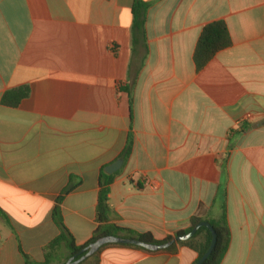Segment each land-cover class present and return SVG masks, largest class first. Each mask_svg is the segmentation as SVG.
Returning a JSON list of instances; mask_svg holds the SVG:
<instances>
[{"label": "crops", "instance_id": "crops-1", "mask_svg": "<svg viewBox=\"0 0 264 264\" xmlns=\"http://www.w3.org/2000/svg\"><path fill=\"white\" fill-rule=\"evenodd\" d=\"M140 1L136 27V0H0V264H62L65 246L46 261L56 211L88 243L104 173L111 224L164 240L225 216L221 264H264V0ZM219 20L232 43L198 70V39ZM198 258L111 244L85 264Z\"/></svg>", "mask_w": 264, "mask_h": 264}, {"label": "trees", "instance_id": "trees-1", "mask_svg": "<svg viewBox=\"0 0 264 264\" xmlns=\"http://www.w3.org/2000/svg\"><path fill=\"white\" fill-rule=\"evenodd\" d=\"M148 8H149L148 3H144L140 0H136L135 5L133 7L136 27H139L144 24L145 14ZM231 43L232 40L230 37L229 29L224 21L219 20L207 24L204 27L198 39L194 53V59L196 62L197 69L200 70L203 67H205L219 51L229 47ZM28 94L29 91L26 86L11 89L4 94L2 101L5 105L16 107L19 105L22 99L28 96ZM129 151H130V145L127 147L124 156L128 155ZM112 181H113V177L111 175L105 173L101 175L100 192H99L98 206H97L98 225L93 233L92 238L85 245L82 246L76 245L73 236L63 225L60 212L56 211L55 213L56 219L60 224V226L62 227V233L47 247L46 261L51 260V257L53 256L55 251L58 250L59 247L65 246V248L69 252V255L65 258L64 262L62 263L64 264L71 256L77 254L80 250H82L92 242L96 241L97 239L106 236L137 238L143 242L150 244L165 243L173 238V237H168L164 240H156L151 234L148 233L138 234L132 230L111 224L110 223L111 207L109 203V194H110V185ZM203 221L210 222L217 234L216 246L210 257L203 264H221L224 256L226 255V252L228 251L230 245V239H231L230 229L225 216L218 221L209 220L199 216L192 217L190 227L184 231H180L177 235L189 233L194 229L196 225L200 224ZM211 243H212L211 231L206 227H201L191 239L187 241L175 243L169 248L165 249V251H173L177 245H190L191 247H193L195 250L198 251L199 253L198 260H199L207 252ZM109 245L111 244L104 245L101 249ZM124 246L138 247L146 251H149L143 247H139L135 245H124ZM88 259L89 258L85 259L79 264H85L88 261ZM25 264H34V263L26 257Z\"/></svg>", "mask_w": 264, "mask_h": 264}, {"label": "water", "instance_id": "water-1", "mask_svg": "<svg viewBox=\"0 0 264 264\" xmlns=\"http://www.w3.org/2000/svg\"><path fill=\"white\" fill-rule=\"evenodd\" d=\"M121 164H122V160H120L117 163L109 166L108 172L111 174L116 172L120 168ZM201 227L208 228L212 234V243H211L209 249L196 262V264H203L210 257V255L212 254V252L216 246V243H217V234H216L213 226L211 225V223L208 221H203L200 224L196 225L194 227V229L192 231H190L189 233L177 235V236L173 237L170 241H167V242L161 243V244H150V243L143 242L137 238H124L121 236L101 237V238L97 239L96 241L92 242L91 244H89L88 246H86L85 248H83L82 250H80L77 254L71 256L64 264H79L82 261H84L85 259L94 255L104 245H107V244L135 245V246L143 247L149 251L165 250L175 243L183 242V241H187V240L191 239ZM77 257H79V258H77Z\"/></svg>", "mask_w": 264, "mask_h": 264}]
</instances>
